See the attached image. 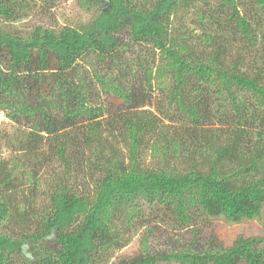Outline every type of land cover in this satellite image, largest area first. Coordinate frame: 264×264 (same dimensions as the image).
I'll use <instances>...</instances> for the list:
<instances>
[{
    "label": "trees",
    "instance_id": "1",
    "mask_svg": "<svg viewBox=\"0 0 264 264\" xmlns=\"http://www.w3.org/2000/svg\"><path fill=\"white\" fill-rule=\"evenodd\" d=\"M55 3L0 0V111L18 127L14 164L0 159V264H264L263 236L110 263L121 221L261 216L264 0H80L85 23L18 27ZM184 11L199 32L176 27Z\"/></svg>",
    "mask_w": 264,
    "mask_h": 264
},
{
    "label": "rangeland",
    "instance_id": "2",
    "mask_svg": "<svg viewBox=\"0 0 264 264\" xmlns=\"http://www.w3.org/2000/svg\"><path fill=\"white\" fill-rule=\"evenodd\" d=\"M91 15L92 11L83 8L80 0H56L54 7L51 9L39 5L29 18L18 24V27L26 32L38 24L56 28L63 25L76 26L87 22ZM195 20L196 15L193 11L181 12L176 20V27L184 26L189 30L199 32ZM234 51L246 52L241 45H235ZM125 59L126 63L129 64L132 55L126 54ZM158 82V79H154L153 81L152 92L154 94V105L152 107H146L155 112L157 111V107L155 106L161 105L165 94V89H163L165 84L159 85ZM99 89L101 99L98 97L94 101L95 103L107 100L108 97L101 87L96 89V91ZM164 103L166 104V101ZM17 129L16 123L8 118L7 113L0 111V159L9 160L11 165L14 164L16 155L13 150L16 145L13 135ZM119 145L124 146L123 148L125 149L123 143ZM143 160L149 166H155L164 159L161 152L147 150L143 153ZM173 161H179L181 167L189 165L184 159H175ZM42 183L43 185L39 188V192H45V179ZM90 184V186H93V182H90ZM42 197L45 198V193ZM118 228L122 236L127 238L126 245L115 250L114 256L110 259V263H115L123 259L131 260L146 254H162L163 252L174 253L187 250L206 252L210 248L214 251H221L228 248L239 236L264 237V210L260 217L245 220L241 223L227 221L224 217L207 218L197 223L194 228L173 227L148 214L145 218L138 219V221H121L118 224ZM157 264L179 263L159 260Z\"/></svg>",
    "mask_w": 264,
    "mask_h": 264
}]
</instances>
